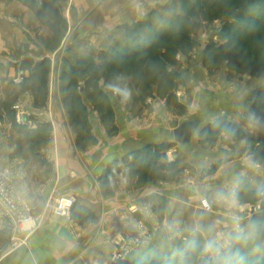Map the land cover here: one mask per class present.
<instances>
[{
  "label": "rangeland",
  "instance_id": "1",
  "mask_svg": "<svg viewBox=\"0 0 264 264\" xmlns=\"http://www.w3.org/2000/svg\"><path fill=\"white\" fill-rule=\"evenodd\" d=\"M68 1L59 2L62 16ZM203 1H139L141 13L136 20L117 25L100 41L90 44L89 38L93 35L84 34L79 25L95 9L94 5L81 18L74 19L71 29L67 18L63 16L66 26L62 37L54 36L53 32L52 37L47 39L39 37L37 47L26 45L23 49L12 46L7 54L16 58L17 62H0V160L14 169L19 168L24 198L29 203L26 194L29 174L44 166H52L50 163L58 165V158H50L49 152L66 149L84 152L86 147L102 139L101 134L108 137L120 135V131H127L131 126L145 127L152 118L154 124L165 123L167 127L169 140L163 142L173 144L166 150L165 157L158 158L156 162L150 161L139 170H129L120 162L116 176L107 184L102 185L101 176L98 179L92 177L94 183L100 180L101 191L110 193L123 174L129 187L128 196L133 200L128 211L139 226L145 225L143 229H148L146 237L130 240L120 232L113 231L107 239L109 249L102 255L98 254L101 258L95 264H208L207 256L187 249L189 236L186 218L180 221L184 224L181 234L173 235L178 231L177 222L172 220L176 214H170L168 217L171 219H166L164 196L155 190L162 183H167L169 189L184 188L187 192L190 187L208 179L224 162V159H219L207 165L193 152L195 147L198 150L208 149L212 141L223 135L221 133L209 141L201 142L198 133L206 124V116L212 117L225 111L226 105H232V115L241 122L243 118L238 114H242L246 125L236 123L242 129L245 126L253 128L254 134H247L246 138L231 137L229 140L243 143L245 151L264 168V126L252 124L248 120L250 113L260 118L252 106L250 92L264 82V69L258 74L239 71L229 65L226 50L214 51L225 41L220 36L223 27L233 24L234 20L227 16V12L210 19L206 15L207 7L199 9ZM226 1L227 4H233L230 11H239L237 8L242 6L245 20L260 21L255 34L250 36L252 46L246 47V51H249L250 58L259 57L264 61V0ZM202 13L205 14L204 18ZM187 15L189 17L186 19ZM169 24L172 31L178 34L169 40H159V33L167 30ZM152 48H155L154 51ZM155 56L160 62L153 60ZM117 73L127 75L128 87L132 91L131 100L124 104L118 98L110 99L101 86V81L106 82ZM69 81L75 95L77 116L85 123L84 139L79 143L63 106V95ZM166 108L168 113L165 116ZM18 110L23 111L24 122L17 121ZM228 114L222 116L229 119ZM188 115L204 117L205 120L194 133L191 146L184 148L181 153L177 148L182 144L173 140L172 131L179 124L180 117ZM122 134L127 135L126 132ZM226 139L224 136L221 138L223 142ZM89 168L92 173L96 171L95 165ZM46 182L47 178L40 179L38 185L44 187ZM240 189L239 198L247 206L246 214L264 222V205H261L259 212L255 207L256 189L242 186ZM141 192L148 194L139 199ZM197 196L199 201L203 193ZM85 208L86 216L79 221H96V214L90 208ZM146 208L148 212H145ZM221 208L211 204V209L201 222L205 226H214L213 234L226 237L232 228L225 220V209ZM200 210L202 213L205 209L201 206ZM63 218L68 222L74 220L71 212L69 217ZM42 220L43 217L38 227ZM167 225H172L171 230ZM13 231L9 221L0 223V251L14 249L10 245ZM197 239L202 242L203 236ZM232 246L238 248L239 254L244 257V264H264V245L259 251L251 243L247 246ZM215 264H224L223 258H218Z\"/></svg>",
  "mask_w": 264,
  "mask_h": 264
},
{
  "label": "crops",
  "instance_id": "2",
  "mask_svg": "<svg viewBox=\"0 0 264 264\" xmlns=\"http://www.w3.org/2000/svg\"><path fill=\"white\" fill-rule=\"evenodd\" d=\"M139 1L147 3V0H69L63 16L67 18L71 29L75 18H81L83 13L96 5L91 14L79 25V29L84 34L93 35L89 38L92 44L100 41L117 25L132 23L131 21L136 20L138 14L141 13V9L138 8ZM52 35V29L41 23L31 8L19 0H0V62L6 64L8 61L17 62L16 58L7 54L12 46L23 49L26 45L37 47L39 37L47 39ZM23 56L19 58L22 59ZM233 110V106L228 104L225 111L218 112L212 117L208 115L206 120L204 117H193V115L189 117L188 115L180 117L179 123L190 118H198L201 123L204 119L208 123L217 116L228 113L230 120L240 122L232 115ZM165 113L166 116L167 108ZM238 116L243 118L240 124L246 125L243 121L244 116L242 114ZM146 125L145 127L131 126L130 129L124 131L127 135L122 134L123 131L122 133L120 131V135L112 137L101 134L102 139L95 145L86 147L84 152L71 149L49 152L50 158H58V165L55 163L54 166L50 163L52 166H44L39 170H34L35 173L31 172L26 193L33 206L34 214L42 213L44 220L39 227L33 230L20 231V236L26 237V243L14 249H2L0 264H95L98 258H101L98 254L102 255V252L109 249L107 239L113 231L120 232L129 240L146 237L148 229H143L145 225L139 226L136 218L128 211L133 200L128 196L129 187L123 174L117 179L116 186L110 193L101 191L100 180L96 183L92 180L95 176L98 179L110 162L114 160L122 162V157L126 153L135 152L148 143L169 140L165 123L154 124L152 118ZM244 130L247 134H254L251 127L245 126ZM222 136L225 137V135H220L218 140L212 141L208 149L198 150L196 147L193 149V152L200 156L199 159L203 163L207 162V165L224 159V162L208 179L200 181L195 187H190L191 189L187 192L184 188L169 189L167 183H162L155 189L161 196H164L166 219H171L168 217L170 214H176L172 220L177 222L176 230L178 229L179 232L184 228V224L180 222L182 218H186L187 228L199 220L201 206L197 195L204 194L206 188L210 187L214 191L227 187L236 176H240L242 187L257 189L258 186L264 185L263 166L261 165L258 172L247 170L243 160L249 154L245 151L244 144L234 143L229 139L223 142ZM192 141L193 137L189 145H180L177 148L178 152L182 153L184 148L190 147ZM90 165H95L94 173L90 171ZM46 178L47 182L44 187L39 186L38 181L46 180ZM151 187L152 182L150 189ZM66 192L76 193L78 203L90 208L97 216L96 221L83 223L73 220L68 222L65 218L54 215L52 212L53 199L58 194ZM150 192L152 194V189ZM147 194L142 193L139 199ZM221 209L224 210L223 207Z\"/></svg>",
  "mask_w": 264,
  "mask_h": 264
},
{
  "label": "trees",
  "instance_id": "3",
  "mask_svg": "<svg viewBox=\"0 0 264 264\" xmlns=\"http://www.w3.org/2000/svg\"><path fill=\"white\" fill-rule=\"evenodd\" d=\"M25 5L29 6L39 20L48 25L58 38L63 36V28L65 29L66 21L61 14L59 2L56 0H21ZM206 1V0H205ZM201 2L199 4V9L207 7L206 15L210 19L217 18L220 14L227 12V16L234 20L233 24H227L223 27L220 36L225 39V41L219 46L214 48V51H224L228 52V62L229 65L235 66L237 70L246 73L258 74L264 69V61L259 57L250 58L249 51H246V47L251 48V37L253 36L259 26L260 21L258 20H245L244 12L242 6L239 5L237 10L230 11L233 4H227L226 0L216 1L212 0L209 2ZM242 10V12H241ZM203 18L205 16L204 13ZM189 15L185 16L187 19ZM198 24V23H197ZM60 25V26H59ZM159 40H169L176 36L172 31L171 25L169 24L167 30L159 33ZM181 34L185 35L184 32ZM186 36V35H185ZM247 39V40H246ZM150 45L153 43L149 42ZM255 46V45H254ZM147 47H149L147 45ZM151 48V47H150ZM156 48V47H155ZM155 48H152L154 51ZM151 49H149L150 51ZM122 58H125L124 54H121ZM154 61L160 62L155 56ZM64 87V83H62ZM45 93V92H44ZM75 95L72 90L71 82H68L66 92L63 95V106L67 110L69 115L70 124L75 128L77 135V142H83L84 139V126L85 123L79 119L76 112L75 105ZM250 100L256 114L260 116V120L264 121V82L255 86L250 92ZM264 124H262V127ZM231 128L235 130V135L233 138H246L247 133L242 129L236 122L230 119H226L224 116L220 115L216 117L213 121L206 123L199 130V138L201 142L209 141L216 136L223 133L226 129ZM172 142H152L143 146L136 152L126 153L122 157V162L129 168V170H139V168L147 166L150 161L156 162L158 158L165 157L166 150L172 146ZM83 146V143H81ZM81 146V147H82ZM120 167V162L114 160L110 162L101 175V182L103 184L109 183L115 176L116 171ZM85 207L82 205H77V202L73 205L71 209V216L74 220L79 221L81 217H85ZM259 220V219H258ZM232 250L236 251L238 248ZM146 264V263H142Z\"/></svg>",
  "mask_w": 264,
  "mask_h": 264
},
{
  "label": "clouds",
  "instance_id": "4",
  "mask_svg": "<svg viewBox=\"0 0 264 264\" xmlns=\"http://www.w3.org/2000/svg\"><path fill=\"white\" fill-rule=\"evenodd\" d=\"M128 77L124 73H117L108 81H101V86L110 99L118 98L120 103L124 104L131 100L132 91L128 87ZM250 123L262 125L255 113L248 116ZM226 138L230 139L235 135V130L228 128L223 132ZM244 167L252 172H258L261 168L259 161L251 155H247L243 160ZM241 186L240 176L232 179L227 187H222L214 191L206 188L203 194L205 210L200 218L190 228L186 229L189 239L186 241L187 249L199 251L202 255L209 258L208 264H215L218 258H223L224 264H244V257L239 251H233L232 245H255V250L259 251L264 245V222L253 219L246 214V205L242 204L239 198ZM256 210L259 212L261 205H264V185L256 189ZM211 204H217L225 209V220L230 223L232 231L226 237L215 235L214 226H205L201 221L207 214ZM148 212V209H145ZM175 223V222H173ZM171 230L172 225H167ZM180 232H174L173 235H180ZM203 236V241H198L197 237ZM227 250V251H226Z\"/></svg>",
  "mask_w": 264,
  "mask_h": 264
},
{
  "label": "built area",
  "instance_id": "5",
  "mask_svg": "<svg viewBox=\"0 0 264 264\" xmlns=\"http://www.w3.org/2000/svg\"><path fill=\"white\" fill-rule=\"evenodd\" d=\"M16 119L19 123L24 122L23 111H17ZM1 127L2 118L0 116V129ZM18 170L19 168L14 169L0 160V223L9 221L13 226L14 231L10 242L12 248L26 243V237H21L20 231L35 229L42 218V214L34 215L33 206L24 198V184ZM77 200L78 196L74 192L57 195L52 205L53 214L59 217H69ZM199 202L205 209L203 196H200Z\"/></svg>",
  "mask_w": 264,
  "mask_h": 264
},
{
  "label": "water",
  "instance_id": "6",
  "mask_svg": "<svg viewBox=\"0 0 264 264\" xmlns=\"http://www.w3.org/2000/svg\"><path fill=\"white\" fill-rule=\"evenodd\" d=\"M57 2H65L67 0H56ZM201 121L198 118H190L182 120L172 131L173 140L182 145H189L191 139L200 127Z\"/></svg>",
  "mask_w": 264,
  "mask_h": 264
}]
</instances>
